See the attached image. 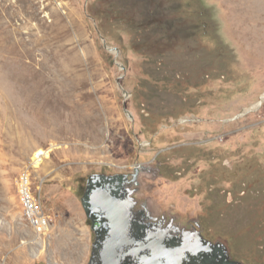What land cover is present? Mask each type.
Listing matches in <instances>:
<instances>
[{
  "label": "rangeland",
  "instance_id": "obj_1",
  "mask_svg": "<svg viewBox=\"0 0 264 264\" xmlns=\"http://www.w3.org/2000/svg\"><path fill=\"white\" fill-rule=\"evenodd\" d=\"M191 2L165 46L101 0H0V264H89L85 181L154 159L155 205L207 209L230 258L264 264V0ZM42 149L40 236L18 179Z\"/></svg>",
  "mask_w": 264,
  "mask_h": 264
},
{
  "label": "flooded vegetation",
  "instance_id": "obj_2",
  "mask_svg": "<svg viewBox=\"0 0 264 264\" xmlns=\"http://www.w3.org/2000/svg\"><path fill=\"white\" fill-rule=\"evenodd\" d=\"M155 161L139 164L132 172L93 175L85 181L79 199L89 213L86 216L92 242L89 264L111 260L112 255L103 252L112 242H119L114 249L117 264H144L155 256H159L162 264H222L228 255L223 242L228 240L211 233L207 209L181 217L153 202L150 193L154 186L144 175L155 174L156 178L161 173L162 166H157L158 173L154 170ZM95 193L105 196L99 202L103 206L100 217L93 211ZM229 202L234 204L231 196ZM211 217L215 219L213 213ZM229 261L246 264L233 251Z\"/></svg>",
  "mask_w": 264,
  "mask_h": 264
},
{
  "label": "trees",
  "instance_id": "obj_3",
  "mask_svg": "<svg viewBox=\"0 0 264 264\" xmlns=\"http://www.w3.org/2000/svg\"><path fill=\"white\" fill-rule=\"evenodd\" d=\"M101 1H104V11L102 12L104 20L125 25L142 37L145 33L158 34L164 40L165 46L172 34L185 30L190 32L192 24H194L193 22L186 23L188 19L184 14L188 11L189 4H193L192 0ZM182 2L186 3L187 6H182ZM194 13H199L198 16L202 15L201 11L199 12L197 9L194 10ZM100 18H102V14Z\"/></svg>",
  "mask_w": 264,
  "mask_h": 264
},
{
  "label": "built area",
  "instance_id": "obj_4",
  "mask_svg": "<svg viewBox=\"0 0 264 264\" xmlns=\"http://www.w3.org/2000/svg\"><path fill=\"white\" fill-rule=\"evenodd\" d=\"M45 156V149L38 150L31 164L20 172L18 179L19 200H25L28 205V212H23V214H28V220H34L35 232L40 236L49 231L51 221L44 211L40 191L34 187L32 173Z\"/></svg>",
  "mask_w": 264,
  "mask_h": 264
},
{
  "label": "water",
  "instance_id": "obj_5",
  "mask_svg": "<svg viewBox=\"0 0 264 264\" xmlns=\"http://www.w3.org/2000/svg\"><path fill=\"white\" fill-rule=\"evenodd\" d=\"M110 51H114V50H116L115 48H108ZM264 98V95L261 97V100ZM252 109V108H251ZM126 112H127V114H129L130 115V113L128 112V110H126ZM104 194L102 193H95L94 194V196H93V198H94V206H93V211H94V213L98 216V217H100V212L101 211H103V206L102 205H100V201L101 200H103L104 199ZM112 212V211H111ZM86 215L88 216L89 215V213L86 211ZM112 221H116V219L115 218H113V220ZM117 244H119V242H112V244H108L106 247H105V249H104V252H103V254L104 253H106L107 252V254L108 255H112L111 256V260H109V261H106V260H102V262L100 263V264H117L118 263V260H117V258H116V253H115V248L117 247L116 245ZM110 245H112V246H110ZM109 250H111V251H109ZM226 253H227V251H226ZM230 260V257L227 255L226 256V258L224 259V261L222 262V264H240V263H238V262H230L229 261ZM144 264H162L160 261H159V256H155L154 258H152V259H149V260H147Z\"/></svg>",
  "mask_w": 264,
  "mask_h": 264
},
{
  "label": "bare ground",
  "instance_id": "obj_6",
  "mask_svg": "<svg viewBox=\"0 0 264 264\" xmlns=\"http://www.w3.org/2000/svg\"><path fill=\"white\" fill-rule=\"evenodd\" d=\"M51 99V98H50ZM55 102V101H54ZM50 103V102H49ZM53 103V102H52ZM42 104V103H41ZM46 106V105H45ZM53 106V105H51ZM43 109V108H42ZM53 109V108H52ZM58 109V108H57ZM57 148H61L60 145L58 144H53L50 146L49 148V152L53 151L54 149H57ZM49 152H46V158L49 156L47 153ZM21 202V205H22V212H28V205L27 203L25 202V200H20ZM25 220L33 227L35 228V225H34V220H28V214H23Z\"/></svg>",
  "mask_w": 264,
  "mask_h": 264
},
{
  "label": "crops",
  "instance_id": "obj_7",
  "mask_svg": "<svg viewBox=\"0 0 264 264\" xmlns=\"http://www.w3.org/2000/svg\"><path fill=\"white\" fill-rule=\"evenodd\" d=\"M88 257V256H87ZM87 257L84 259V261L87 259Z\"/></svg>",
  "mask_w": 264,
  "mask_h": 264
}]
</instances>
